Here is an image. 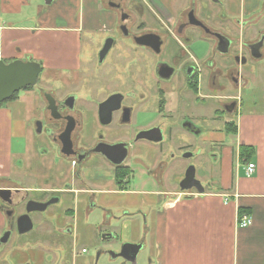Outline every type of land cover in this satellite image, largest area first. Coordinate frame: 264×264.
<instances>
[{"label": "flooded vegetation", "instance_id": "af4514ba", "mask_svg": "<svg viewBox=\"0 0 264 264\" xmlns=\"http://www.w3.org/2000/svg\"><path fill=\"white\" fill-rule=\"evenodd\" d=\"M165 1L171 10L183 3L176 25L159 24L147 6L149 0H131V5L129 0H116L120 23L114 33L119 37L111 34L98 43L99 55L108 49L99 57L100 73L96 69L85 79L86 94L41 92L43 103L31 138V143L36 140L39 146V169L24 170L21 159L11 156L13 162L10 158L7 169L0 173V264H32V259L39 263L38 257L45 253L47 258L40 264H71L70 247L77 239L72 221L81 217L82 209L86 216L94 209H102L106 215L109 206L124 202V195L133 199L136 194L128 191L141 190L129 188L141 164L131 153L135 142L168 139L163 132L166 123L198 135L205 87L213 91L210 98L219 97L214 92L217 88L227 93L222 96L225 101L220 111L215 110L218 118L220 112L235 110L237 100L229 93L242 89L243 66L249 63L247 70L250 68L256 48L201 20L202 10L225 7L219 0ZM136 13L150 15L132 30ZM204 38L216 44L221 55L217 67L209 60L206 73L198 54L191 50V44ZM107 39L110 41L105 43ZM123 59L129 60L124 66ZM114 66L125 72L132 69L126 74L130 83L119 75L130 89L115 90L106 83L109 91L96 97L102 90L95 87L97 78ZM113 94L119 95L100 106ZM167 168L154 164L145 172L157 190L159 203L178 199L187 189L204 191L192 167L176 187L170 183ZM61 218H66L62 225ZM109 236L106 233L104 238ZM46 240L61 249L47 248ZM125 248L130 255L131 246L125 244Z\"/></svg>", "mask_w": 264, "mask_h": 264}, {"label": "crops", "instance_id": "0c3cea01", "mask_svg": "<svg viewBox=\"0 0 264 264\" xmlns=\"http://www.w3.org/2000/svg\"><path fill=\"white\" fill-rule=\"evenodd\" d=\"M115 1L0 0V59L4 62L34 60L40 61L42 66L46 62L44 59L49 57L59 68L74 65L76 70H81V33L95 32L94 43L103 40L102 32L111 35L120 23ZM161 1L149 0L147 6L153 9L159 24L176 25L181 19L183 3L171 10L165 0ZM220 2V6L225 7L202 10L201 20L227 33L233 40L251 43L249 46H256L254 49L259 53L250 60L244 78L247 99L239 100L238 94L233 95L237 105L229 115H235V118L226 121L234 123L235 132L226 133V121L223 122V133L234 138L233 146L223 148L227 151L223 158L235 155L234 178L219 183L216 188L212 185L203 192L187 189L180 198L165 204L157 201L158 193L154 187L128 191L138 196L127 199L128 202L148 207L150 222L146 217L144 244L152 247V257L148 255L147 264H264V0ZM72 81L67 85H74ZM214 118L220 117L214 114ZM25 129L23 127L24 134L14 130L15 137L25 135ZM240 145L252 147L248 161L239 157ZM7 149L8 165L13 151L12 143L8 141ZM2 150L0 142V155ZM249 161L255 163V171L247 175L245 166ZM7 167L0 165V173ZM241 215L250 216L251 224L240 227ZM127 244L132 248L131 254L128 255L129 251L123 253L134 257L136 264L141 246ZM70 248L73 249L68 257L71 264H85L76 259L74 245Z\"/></svg>", "mask_w": 264, "mask_h": 264}, {"label": "rangeland", "instance_id": "374dc122", "mask_svg": "<svg viewBox=\"0 0 264 264\" xmlns=\"http://www.w3.org/2000/svg\"><path fill=\"white\" fill-rule=\"evenodd\" d=\"M37 2L35 1V3ZM149 15L145 14L144 16L136 13L137 19L131 26V29L135 30L137 28L136 24L147 20ZM155 22L157 23V18H155ZM93 33L95 32L83 31L81 33V45L79 48L80 58H82V64H80L81 70H76L74 65L59 68L54 60L46 57L44 59L46 62L42 65V71L36 84L29 89H21L14 98L15 100H7L0 105V142L3 148V152L0 155V165L7 166L9 156V150L7 149L8 141L12 143L13 157H16L15 159L17 160L21 159L22 163H24L22 169H39V146L36 140L31 143V138L35 135L33 130L39 121V108L43 103L40 99L41 92H44V90H58L59 95H63L66 92H74L80 97L86 94L85 79L88 73L94 74L96 69L100 73L102 69L99 66V52H97L99 44L94 43L96 37H94ZM109 33L102 32L100 36L104 38ZM112 35L117 38L119 37L114 32ZM191 45V50L197 53V56L202 61L205 73L207 72L206 66L209 60H213L215 67L219 65L221 55L217 51L216 44H213L212 41L204 38L203 41H196L194 46L193 44ZM128 61L127 59H123V66ZM248 65L249 63L243 66L244 75L248 73ZM127 70L132 71L131 68ZM127 70L125 72L122 67L118 68L116 66L105 70L101 78L98 77L95 82V87L102 89L95 96L98 98L102 97L109 91L106 83H110L111 89H119L121 91L130 89L128 88L130 85L127 87L119 78V75L123 74L122 78L125 81L128 79L127 82L130 83V77L126 75ZM68 81H72L75 84L67 85ZM104 88H106L105 91H103ZM211 92L213 91L205 87L202 93L203 108L198 135L192 134L178 124L166 123V128L163 132L167 135L168 139L160 143H151L145 140H139L134 143L131 153L134 157L141 159V164L139 170L136 171L134 181L129 186L130 189L152 188L151 183L148 182L149 177L145 172L148 168H153L154 164L155 166L162 164L168 167L166 171L173 187L178 185L181 176L190 167L193 168L196 178L205 189L212 187V185L216 188L219 187V183L221 182L233 180L234 169L237 166L235 155L223 158L224 152L227 153L223 148L233 146L234 138L230 134L223 133V122L228 119H234L235 115H226L220 112V118H214L215 110L220 111L221 102L225 101L221 96L227 93L217 88L214 92L219 97L210 98L208 96ZM229 94H238L239 100L243 99L245 101L247 99L244 87L241 90L235 89ZM20 120L23 121L19 122ZM23 127H26L25 135L15 137L14 134L16 132L14 130L17 133L24 134ZM19 152L27 154H23V157ZM11 161L13 162L12 158ZM224 161H226L225 166L220 170ZM16 163L19 164L20 161ZM134 197L136 195H133ZM108 210V213L105 215V211L103 212L102 209H94L91 214L86 216L84 209H82L81 217L72 221L74 238H77L73 244L75 247L74 255L77 256L78 260L82 259L85 261V264H131L127 258L115 255L122 252L125 244L137 243V245L141 246V249L136 259V264H147L149 261L148 255L152 257L150 253L152 247L144 244V226L146 224L148 207L142 206L140 203L128 202L127 196L124 195L123 203L109 206ZM147 218L150 222V217L148 216ZM62 219L66 218H61L60 221ZM65 221H68V219ZM64 223L61 221V225ZM106 233L110 234L111 237L104 238ZM44 246L50 247L53 251L61 249L57 245L50 244L47 240L44 241ZM82 248H85V251H82ZM46 254L38 257V259L41 258V260L39 259V263L32 259V264L45 262L44 260L47 258L45 257Z\"/></svg>", "mask_w": 264, "mask_h": 264}, {"label": "water", "instance_id": "95a60500", "mask_svg": "<svg viewBox=\"0 0 264 264\" xmlns=\"http://www.w3.org/2000/svg\"><path fill=\"white\" fill-rule=\"evenodd\" d=\"M115 5L116 4H114V6ZM107 41H110V39H107L105 43H107ZM255 47L256 46H254V48ZM107 49L108 47L100 53L99 57H103ZM252 55L256 57L259 56V53H252ZM41 71V64L34 60L24 61L21 59H15L10 62H4L2 59H0V104L4 100L11 98L14 93L20 91L24 87L34 86ZM118 95L119 94H113L109 96L105 101L100 103V106H106ZM123 251L124 248L120 254H116L115 256H123L124 258H127L131 264H135L134 257L132 258L131 256H126Z\"/></svg>", "mask_w": 264, "mask_h": 264}, {"label": "trees", "instance_id": "16d2710c", "mask_svg": "<svg viewBox=\"0 0 264 264\" xmlns=\"http://www.w3.org/2000/svg\"><path fill=\"white\" fill-rule=\"evenodd\" d=\"M32 86H26V87H24L23 89H29V88H31ZM17 93L18 92H16V93H14L12 96H11V98H9V99H7V100H12V99H14L15 97H16V95H17ZM7 100H5V101H7ZM4 101V102H5ZM3 103V102H2ZM224 129H225V132L226 133H234L235 132V126H234V123L233 122H231V121H226L225 122V127H224ZM238 152H239V157L243 160V161H248V158H249V156L252 154V152H253V149H252V147L251 146H249V145H240L239 146V150H238Z\"/></svg>", "mask_w": 264, "mask_h": 264}, {"label": "built area", "instance_id": "2783aa9c", "mask_svg": "<svg viewBox=\"0 0 264 264\" xmlns=\"http://www.w3.org/2000/svg\"><path fill=\"white\" fill-rule=\"evenodd\" d=\"M255 171V163L254 162H247L245 166V172L247 175L252 174ZM240 227H246L251 224V218L248 215H241L239 222ZM82 251H85L83 248Z\"/></svg>", "mask_w": 264, "mask_h": 264}]
</instances>
